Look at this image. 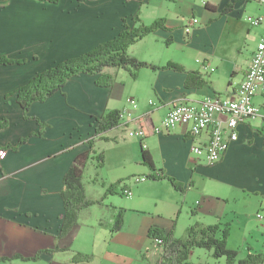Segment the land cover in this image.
I'll use <instances>...</instances> for the list:
<instances>
[{"label": "crops", "instance_id": "0c3cea01", "mask_svg": "<svg viewBox=\"0 0 264 264\" xmlns=\"http://www.w3.org/2000/svg\"><path fill=\"white\" fill-rule=\"evenodd\" d=\"M0 3L6 8H0V55L24 60L0 64V122L6 120L0 124V147L6 150L0 158V256L10 257L0 264H25L26 259L13 257L34 256L39 249L56 245L72 250L43 254L33 261L62 264L70 260L73 251H82L94 254V259L78 264H134L124 257L131 252L157 264L160 248L148 236L149 229L157 226L182 237L195 221L214 224L227 220L231 249L246 252L257 250L258 244L264 246V219L257 216V212L264 215V149L258 132L264 117L241 123L238 139L214 165L191 151L192 144L208 142L206 133L192 136L190 126L184 124L169 133L152 130L182 100L235 95L263 32L262 26H250L245 18L248 13H264L259 0ZM136 14L146 24L164 18L166 27L137 41L128 53L157 66L175 62L184 70L144 68L134 78L124 69L126 74L108 67L104 73L116 79L112 86L97 85V76L76 75L48 99L34 102L24 114L15 95L19 87L41 70L112 39L124 24L133 26ZM193 17L200 22L187 38L184 27ZM174 46L179 55H171ZM189 71H197L208 83L185 88ZM128 97L137 100L136 108L127 104ZM253 101L264 114V95L256 94ZM124 108L132 111V117L104 134L116 140L97 137L95 146L105 152L100 178L107 185L124 179L132 196L118 203L113 194L100 204L111 209L107 220L103 216L90 220L95 210L84 209L78 225L58 239L66 171L74 157L89 148L95 118L107 110ZM139 128L146 131L144 138L126 135L127 130ZM141 148L151 153L156 171L142 163ZM159 172L175 178L184 191L167 179L151 178ZM134 174L148 179L137 184L127 180ZM209 180L224 188L212 192ZM104 188L92 198H99ZM113 207L124 209L122 228L114 233L110 230ZM102 226L99 236L94 234ZM79 240L81 246H77ZM199 264L206 263L201 259Z\"/></svg>", "mask_w": 264, "mask_h": 264}, {"label": "trees", "instance_id": "16d2710c", "mask_svg": "<svg viewBox=\"0 0 264 264\" xmlns=\"http://www.w3.org/2000/svg\"><path fill=\"white\" fill-rule=\"evenodd\" d=\"M2 1V0H0ZM6 1V0H4ZM50 3H56L59 0H48ZM165 19L160 18L153 20L151 23H144L139 14L134 16L133 26L124 24L123 28L112 39H108L95 48L76 56L67 58L53 64L49 68H45L38 72L33 78L19 87L15 91L18 104L22 107L26 115L29 108L34 102L44 101L50 96L64 88L69 79L76 75L87 74L97 76L95 83L100 86H112L115 77L104 73L106 68H122L128 71L134 78L138 76V72L144 68L160 69L170 68L172 70H184L181 64L168 61L164 66H157L153 63L142 61L139 58L130 55L128 50L140 39L145 36L166 27ZM187 38L189 34H186ZM16 58H9L0 55V64L20 63L23 62ZM206 81L197 71H189L185 83V88L202 87L206 85ZM120 109H112L105 111L102 115L95 118L94 136L89 142V148L74 157L68 171H66L63 179L64 186L61 191V197L64 205V215L62 217L61 226L57 233L58 239L64 238L79 223V217L84 209L93 205H100L113 194L120 193L124 196L123 188L126 187L124 179H119L107 185L104 180L95 175V181L101 182L105 187L104 192L99 198H91L85 190L83 174L89 160L96 161V167L99 169L104 165L105 152L99 151L95 146L97 137H101L107 141L116 140L109 138L108 133L121 122ZM6 120H2L5 122ZM263 136L264 149V126L258 131ZM20 142V141H19ZM141 161L152 171H156L155 163L150 152L141 148ZM154 180L167 179L179 191H184L182 184L175 178L167 176L163 172L151 174ZM121 186V188H119ZM119 188V189H118ZM113 223L110 226L112 233L120 230L123 225L124 209L113 207ZM230 226L227 222H216L214 224H204L194 222L187 226L184 236L180 237L173 230L166 232L165 229L154 226L149 229L148 236L160 248L157 264H193L190 259L191 253L197 248H205L211 251V255L215 258L224 257L225 264H264V248L257 251L248 249L247 253L241 257L239 249H231L227 245L229 238ZM72 250L71 247H59L56 245L52 248L39 249L34 256L24 257L15 255L13 258H22L26 261L38 260L43 254H55ZM10 257L0 256V261H5ZM94 259V254L82 251H73L68 262L62 264H78L82 262L90 263Z\"/></svg>", "mask_w": 264, "mask_h": 264}, {"label": "built area", "instance_id": "2783aa9c", "mask_svg": "<svg viewBox=\"0 0 264 264\" xmlns=\"http://www.w3.org/2000/svg\"><path fill=\"white\" fill-rule=\"evenodd\" d=\"M264 9V0H259ZM246 20L250 26L263 27L260 39L256 44L252 54L249 68L246 70L245 77L239 84L234 96L215 97L209 96L202 101L182 100L172 107L165 114L157 126H153L154 133L170 132L178 125H189V132L192 136H200L206 133L208 142L206 144H192L191 151L208 165H214L221 160L223 153L228 145L236 141L239 137L238 127L243 122H248L257 116H263L260 106L254 103L256 94L264 95V13L246 14ZM198 17H193L185 24L184 30L187 34L192 32L195 25L199 23ZM127 104L133 108L138 106L134 97H128ZM121 120L132 117V111L124 108L120 111ZM130 136L137 135L144 138L146 131L143 128L132 130ZM6 150L0 147V158H3ZM131 181L137 183L148 179L147 175H132ZM126 197L132 196V190L126 184L123 188ZM259 219H264L262 213L257 212Z\"/></svg>", "mask_w": 264, "mask_h": 264}, {"label": "rangeland", "instance_id": "374dc122", "mask_svg": "<svg viewBox=\"0 0 264 264\" xmlns=\"http://www.w3.org/2000/svg\"><path fill=\"white\" fill-rule=\"evenodd\" d=\"M1 3H4V2H1ZM1 5H0V8H3V6H1ZM3 9H6V8H3ZM170 53H171V55H179L180 54V51L176 48V46H174L172 49H170ZM116 69H118L120 71V73L126 74L122 68H120V69L119 68H116ZM143 79L145 80L146 77H144ZM121 104L122 103L120 102L119 105H121ZM123 135H125V134H123ZM126 135L129 138H132L131 136H129L128 130H127ZM103 168H104V165L102 166L101 169L98 170V168L96 167V161L95 160H91V159L89 160V162H88V164L86 166V170H85V172L83 174V181L85 183L86 193L91 198L93 196L98 195V193L100 192L101 188H104V186L102 185L101 182H96L95 181V175H96V173L98 172V174H99L98 177L100 178L101 177L100 176V172H101V170ZM127 180L130 181L131 180L130 177ZM208 186L212 189V192L215 190V188H224V185H220V184L216 183L213 180H209L208 181ZM119 188H121V186H119ZM226 188L227 187H225V189ZM103 191H104V189H103ZM193 197L196 198L197 196H193ZM113 199H114L115 202L123 203V202H126L127 200H129V197L120 195V193H116V195L114 196ZM232 204H233V202L231 204H229V205L231 206ZM230 206L227 207V210L229 209ZM91 207L92 208H90V209H92V211L95 210V212L94 211L93 212H94V215L96 214V216H94V215H92L91 217L88 216L90 218V220H94V218H96L98 216H103L104 217V220H107V218H109V214L111 212V209L110 208H107V207L105 208V206L104 207H101L100 205H93ZM222 222L223 223L224 222H227V220H222ZM102 229H103V226L102 227H97L96 232L94 234H96V235L98 234L97 236H99V233H101V230ZM107 233H109V231H107ZM80 242H81V240H79L77 242V246H81L80 245ZM257 246H258L257 247V251H259V250H261V249L264 248L263 244H261V245L258 244ZM247 251L246 252L245 251L244 252L241 251V253L239 255L241 257H243L247 253ZM210 252L211 251H209L208 249H205V248H197V249H195V251H193L191 253L190 259L193 261V264H199V261L201 259L204 260L206 264H225V258L224 257L215 258V257H213L211 255ZM124 257H125V259L127 261H130V262H132L134 264H141V262H142V264H150V262H149L148 259L139 258V257H141L140 255H138V257H135L134 256V253H131V252H129L128 254L124 255ZM109 259L110 260H116V258L115 257H112V256H110ZM121 259H120V261H122ZM139 259H142V261L139 260ZM25 264H43V262L42 261H26Z\"/></svg>", "mask_w": 264, "mask_h": 264}]
</instances>
